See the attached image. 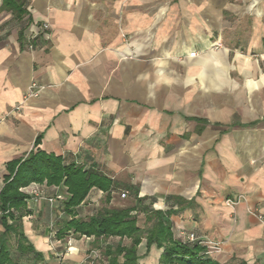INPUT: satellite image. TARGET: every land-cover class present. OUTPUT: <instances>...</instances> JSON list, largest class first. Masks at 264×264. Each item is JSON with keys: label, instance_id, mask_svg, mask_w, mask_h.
<instances>
[{"label": "crops", "instance_id": "1", "mask_svg": "<svg viewBox=\"0 0 264 264\" xmlns=\"http://www.w3.org/2000/svg\"><path fill=\"white\" fill-rule=\"evenodd\" d=\"M21 9L0 0V188L11 161L60 155L118 185L108 200L92 187L76 217L134 207L123 189L132 185L143 204L172 211L174 238L194 233L220 263L264 264V0H24ZM31 82L41 88L24 98ZM22 190L61 196L27 205L38 264H90L91 250L93 264H107L103 249L118 236L57 237L65 186ZM40 213L49 231L28 221ZM138 216L137 262L161 264L163 248L144 237L154 216Z\"/></svg>", "mask_w": 264, "mask_h": 264}, {"label": "trees", "instance_id": "2", "mask_svg": "<svg viewBox=\"0 0 264 264\" xmlns=\"http://www.w3.org/2000/svg\"><path fill=\"white\" fill-rule=\"evenodd\" d=\"M24 0H2V6L16 13H21ZM37 142V139L34 143ZM9 173L3 177L0 188V264H18L22 257L31 264H38L43 254L37 251L23 231L22 218L31 213L27 207V194L22 189L32 182L47 185L65 186L66 198L61 201V208L66 218L60 220L56 233L58 238L69 231L74 234L94 236L106 239L118 236L119 242L111 247L107 245L103 254L107 264H138L136 248L143 228L139 225V212L154 216L152 226L145 231L147 246L156 244L162 247L161 264H231L220 263L207 254L206 246L198 242H184L173 237L170 221L165 215L172 211L154 210L143 204V197H138L135 186L126 185L123 189L132 192L136 205L132 208L102 207L95 214L83 219L76 217V208L84 201L92 187L103 191L105 200L111 190L117 188L116 182L94 168L84 169L74 161L65 162L63 157L42 150H31L22 159H15L8 165ZM136 210L135 213L132 211ZM130 238L131 244L125 245L122 238ZM13 238L10 245L9 239ZM122 257V260H119ZM235 264H247L238 261Z\"/></svg>", "mask_w": 264, "mask_h": 264}, {"label": "built area", "instance_id": "3", "mask_svg": "<svg viewBox=\"0 0 264 264\" xmlns=\"http://www.w3.org/2000/svg\"><path fill=\"white\" fill-rule=\"evenodd\" d=\"M41 27L45 31H47L50 28V26H49V24L47 22H43L41 24ZM31 38L32 37H30V39ZM29 44H30L29 46L31 47V43H29ZM194 54H195V52H191L190 53V55H194ZM40 88H41V86L38 85L36 82H31L30 85L27 87L25 93H24V98L37 95V93L40 90ZM15 108H18V107H15ZM125 194H126V192L123 191L121 193V197H124ZM60 198H61L60 195L45 196L41 192L34 190V191L31 192V197L29 199L32 200L33 202H36V201H38L40 199H45L49 203L53 204L57 199H60ZM237 201H238V199H235V200L234 199H227V202L230 203V204H234ZM257 217L260 220L264 221L263 216L261 214L257 213ZM67 242H68L67 246L64 247V250L62 252L58 253V257L62 258L64 256V254H66V252L68 251V248L70 246V241L68 240ZM184 242H190V243L191 242H198V243L204 244V240L199 238L198 236H196L192 232L184 234ZM89 256H90V264H93L94 260L98 256V253L96 251H94V250H91Z\"/></svg>", "mask_w": 264, "mask_h": 264}, {"label": "rangeland", "instance_id": "4", "mask_svg": "<svg viewBox=\"0 0 264 264\" xmlns=\"http://www.w3.org/2000/svg\"><path fill=\"white\" fill-rule=\"evenodd\" d=\"M1 185V184H0ZM43 195H45L44 193H42ZM46 196V195H45ZM41 201H43V200H45V199H40ZM31 201L32 200H28L27 201V205H30L31 204ZM39 201V200H38ZM30 203V204H29ZM25 217H27V216H25ZM25 217H23L22 218V225L24 226V221L26 222V218ZM51 219H53L52 221H53V225H54V228H55V225H57V218L55 217V213H54V216L52 215V218ZM28 221L31 223V226H32V228H33V230H36V231H39V232H42L43 230H45V232L46 231H49V228L47 227V228H45V226L46 225H48V222H47V224H46V219H45V215H44V213H40L39 215H37L36 216V214L35 215H33L32 216V218H28ZM27 224V223H26ZM51 225V224H50ZM28 227L26 226V229H27ZM1 231H2V227H1V225H0V233H1ZM186 234V233H185ZM48 236H49V234H48ZM66 234H63L62 235V237H61V239H60V242L61 243H63L64 241H65V239H66ZM181 236L183 237V239H184V234H181ZM56 237V236H55ZM50 240H52L53 242H54V240H55V238H54V236L53 235H51L50 237ZM14 241H13V238H11V239H9V243H10V245L13 243ZM56 242V241H55ZM64 247L62 246L61 247V250H64L63 249ZM18 264H31V261H29V260H27V259H25V258H22V257H20V258H18Z\"/></svg>", "mask_w": 264, "mask_h": 264}]
</instances>
